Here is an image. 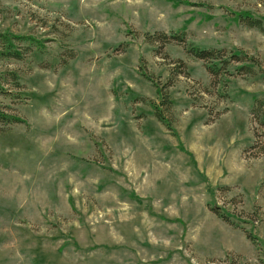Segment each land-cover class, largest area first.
<instances>
[{"label": "rangeland", "instance_id": "374dc122", "mask_svg": "<svg viewBox=\"0 0 264 264\" xmlns=\"http://www.w3.org/2000/svg\"><path fill=\"white\" fill-rule=\"evenodd\" d=\"M244 14L264 29V0H0V34L45 45L0 58V110L25 121L0 125V264H264V30Z\"/></svg>", "mask_w": 264, "mask_h": 264}, {"label": "trees", "instance_id": "16d2710c", "mask_svg": "<svg viewBox=\"0 0 264 264\" xmlns=\"http://www.w3.org/2000/svg\"><path fill=\"white\" fill-rule=\"evenodd\" d=\"M237 21L239 23L245 24L249 28L263 29L262 20L254 19L250 15H247V14L239 15L237 17ZM156 39L161 42L162 46L167 45L173 41L178 42V43H184V33L183 31H178L170 36L159 34L158 37H155L149 34L145 40L147 43L153 45L154 43H156L155 42ZM17 42H28L29 44L34 45L36 48H39L38 50H43L45 47L44 42L39 41L30 36L23 37V36L12 35L11 33H2L0 34V58H4V59L22 58L24 54L19 49ZM189 51L194 57H196L197 59L207 64L208 69L212 75L219 76L223 68H225L224 63L227 64V61H223V54H220V52L194 48L192 46H189ZM234 57L239 58L240 55L235 54ZM234 60L237 62H240V59H234ZM246 68L241 67L240 69L245 70ZM142 74L149 81H152V79L149 76H147L145 73H143V71H142ZM159 93L162 96L163 91H159ZM252 112H253V116L256 117L257 119L259 117V112H260L259 108L256 107ZM156 117L161 123H164V125L167 127L169 131H171L175 135V131H173L171 125H169V123L165 120V118L162 117L159 111H156ZM14 123L15 124H25V121L17 116L9 115L3 112L2 110H0V125L7 126V125L14 124ZM260 125L261 127L264 128V113H263ZM257 145L258 144H256V146ZM259 153H264V147L261 149Z\"/></svg>", "mask_w": 264, "mask_h": 264}]
</instances>
